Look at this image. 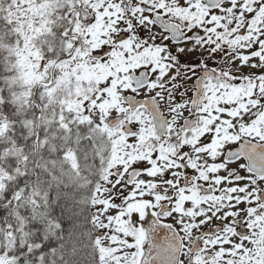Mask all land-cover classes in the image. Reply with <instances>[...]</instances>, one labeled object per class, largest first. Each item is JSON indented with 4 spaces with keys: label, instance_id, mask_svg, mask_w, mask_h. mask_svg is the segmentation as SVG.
Returning a JSON list of instances; mask_svg holds the SVG:
<instances>
[{
    "label": "snow or ice",
    "instance_id": "snow-or-ice-1",
    "mask_svg": "<svg viewBox=\"0 0 264 264\" xmlns=\"http://www.w3.org/2000/svg\"><path fill=\"white\" fill-rule=\"evenodd\" d=\"M0 264H264V0H0Z\"/></svg>",
    "mask_w": 264,
    "mask_h": 264
}]
</instances>
